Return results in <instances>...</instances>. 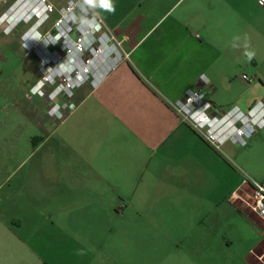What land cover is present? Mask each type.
<instances>
[{
	"label": "crops",
	"instance_id": "0c3cea01",
	"mask_svg": "<svg viewBox=\"0 0 264 264\" xmlns=\"http://www.w3.org/2000/svg\"><path fill=\"white\" fill-rule=\"evenodd\" d=\"M49 1L57 7L66 2ZM114 3L115 14L92 9L124 41L130 61L94 89L82 90L76 110L60 125L47 122L41 129L47 136L38 146L49 148L47 160L37 165L39 197L48 199L45 223L56 255L46 258L50 250L39 254L21 244L42 264H119V220L130 216L139 219L137 245L144 252L148 232L158 226L145 222L146 210H188L194 217L198 210H232L241 221L263 225L243 201L251 199L248 178L264 184V130L246 148L217 151L180 120L171 103L198 88L201 76L214 104L247 111L264 101V7L257 0ZM236 37L239 47L233 48ZM245 52H254L251 61ZM243 70L252 81L242 75L238 84ZM260 234L262 241L246 257L255 264H264ZM167 239L174 246L189 237ZM127 255L126 264H137L133 252Z\"/></svg>",
	"mask_w": 264,
	"mask_h": 264
},
{
	"label": "rangeland",
	"instance_id": "374dc122",
	"mask_svg": "<svg viewBox=\"0 0 264 264\" xmlns=\"http://www.w3.org/2000/svg\"><path fill=\"white\" fill-rule=\"evenodd\" d=\"M15 1L0 0V15ZM49 27L47 24L45 29ZM23 32L24 28L18 27L5 36L0 29V264H42L38 255H29L21 244L24 241L30 248L36 247L39 254L50 250L42 255L46 258L56 255L54 249H50L52 244L45 223L50 207L46 197H39L42 193L37 171L39 161L48 158L49 146H38L40 138L47 136L41 129L49 122L46 119L48 102L29 93L42 78L41 64L34 54H27L22 49L20 37ZM100 72L94 70L93 79L98 78ZM242 75L252 78L250 71L243 70L239 72L237 83ZM87 88H90L89 84L82 90ZM215 104L224 112L235 106H223L220 101ZM38 114L41 115L40 125L36 123ZM60 124L53 123L52 126ZM37 210L42 213L36 215ZM124 212L126 210H117L120 216ZM194 213L146 210L145 222L158 226L148 232L149 242L144 252L137 245L142 240L139 219L135 216L120 219L119 264L127 263L130 252L134 253L137 264H255L256 260L250 262L246 257L250 255L249 250L262 241L261 223L252 224L249 219L241 221L232 210H198L199 215L195 217ZM133 228L136 229L134 232L131 231ZM172 235H185L189 239L173 246L167 239Z\"/></svg>",
	"mask_w": 264,
	"mask_h": 264
},
{
	"label": "built area",
	"instance_id": "2783aa9c",
	"mask_svg": "<svg viewBox=\"0 0 264 264\" xmlns=\"http://www.w3.org/2000/svg\"><path fill=\"white\" fill-rule=\"evenodd\" d=\"M47 24L49 29H45ZM18 27L24 28L20 37L22 49L34 54L41 64L42 78L29 93L47 100L46 119L51 123H62L76 110L75 98L86 85L94 89L111 71L130 61L131 52L124 47V41L84 0H66L59 7L49 0H16L0 15V29L9 36ZM94 70L101 71L96 79ZM242 78L252 81L246 76ZM199 84L171 103V108L212 148L221 151L228 144L244 148L264 130L263 100L256 101L247 111L234 106L224 112L210 101L205 76L199 78ZM190 93L194 94V102L189 105ZM57 104L61 105L59 117L50 115ZM245 185L251 190V199L243 202L262 221L264 237V184L248 178ZM123 208L121 205L119 210Z\"/></svg>",
	"mask_w": 264,
	"mask_h": 264
},
{
	"label": "clouds",
	"instance_id": "9594fccd",
	"mask_svg": "<svg viewBox=\"0 0 264 264\" xmlns=\"http://www.w3.org/2000/svg\"><path fill=\"white\" fill-rule=\"evenodd\" d=\"M259 2L261 4H264V0H259ZM84 4H86L90 7L100 6L105 11H107L111 14H115V11H116L114 0H84ZM238 40H239V37L234 38V42L232 43L233 48L239 47L238 43H236V41H238ZM245 55L247 56L248 61H251L254 57V52H245ZM202 79H203V77H202ZM36 91H37V89H33V92H36ZM193 96H194V94L190 93L189 99H188L189 105L194 102ZM177 103L180 104V102H177ZM60 107H61V105H59V104L55 105L50 110V115H56L57 117L62 115V113L60 112Z\"/></svg>",
	"mask_w": 264,
	"mask_h": 264
}]
</instances>
